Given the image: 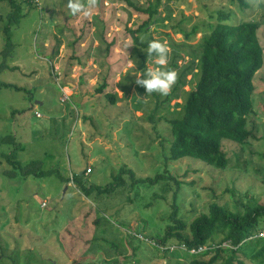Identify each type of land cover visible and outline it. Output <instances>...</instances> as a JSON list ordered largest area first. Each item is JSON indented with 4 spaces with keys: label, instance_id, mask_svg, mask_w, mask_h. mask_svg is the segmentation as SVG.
I'll return each instance as SVG.
<instances>
[{
    "label": "rangeland",
    "instance_id": "obj_1",
    "mask_svg": "<svg viewBox=\"0 0 264 264\" xmlns=\"http://www.w3.org/2000/svg\"><path fill=\"white\" fill-rule=\"evenodd\" d=\"M21 1L22 17L10 31L13 54L0 72V82L21 90H0V264H189L193 257L171 246L177 245L173 240L164 247L156 244L170 225L174 180L181 183L178 217L187 226L212 203L230 209L236 203L251 208L264 204V0H245L244 8L235 0H135L156 9L144 37L167 44L164 67L174 56L179 67L187 65L188 55L217 25L218 12L228 16L226 25H259L263 65L253 78L247 117L254 138L241 145L222 141L229 159L224 170L192 158L170 159L172 135L166 121L181 116L185 95L198 76L195 69L180 98L154 110V96L137 86L134 76L154 65L148 58L143 68L140 56L147 49L138 50L128 33L146 15L119 0H81L87 17L67 15V0ZM10 13L9 4L0 1V65ZM194 27L196 34L185 38ZM129 59L136 63L134 69ZM103 84L106 88L98 94ZM107 94L115 95L114 105ZM7 136L19 144L21 166L40 161L43 170L61 179L6 177L10 166L3 154L13 149L3 143ZM121 167L136 179H167L132 190L126 178L123 190L97 204L73 183L74 175L90 169L88 183L105 186ZM263 227L264 222L259 231ZM223 247L214 264L231 255ZM161 248L169 253L164 255ZM255 249H242L233 264H264V258H252Z\"/></svg>",
    "mask_w": 264,
    "mask_h": 264
},
{
    "label": "trees",
    "instance_id": "obj_2",
    "mask_svg": "<svg viewBox=\"0 0 264 264\" xmlns=\"http://www.w3.org/2000/svg\"><path fill=\"white\" fill-rule=\"evenodd\" d=\"M9 4L12 13L7 15V24L4 28L6 35L5 47L2 52L4 63L0 65V72L5 68V60L13 54L12 36L10 34L12 25H16L22 17L21 0H0ZM136 13L146 15V20L135 30L128 33L138 50L147 49L151 41L148 33L151 20L156 16V9L143 8L135 0H119ZM240 8L246 7L245 0H235ZM31 8V3L27 4ZM228 16L218 12V23L212 28L211 33L203 38L199 47L191 54L187 65L178 66L177 57L170 59L166 70H175L178 73L177 82L170 93L161 100L152 92L156 100L155 111L162 105L169 104L181 96L182 89L188 85V76L197 71L198 80L196 85L185 95L183 109L180 117L167 120L172 135L170 147V159L179 161L183 158H192L219 170L227 168L229 159L222 149V141L226 140L241 145L249 138H254L252 131L247 129V117L252 110L251 96L254 93L253 78L263 65V49L258 39L259 25L254 22H244L236 26L223 24ZM194 27L189 33H184L185 38L196 34ZM142 66L149 58L144 53L140 56ZM198 60L197 65L194 60ZM106 85L103 84L96 92L102 94ZM1 89H12L21 91L18 87L0 82ZM109 104L114 105L115 95L107 94ZM3 143L12 144L13 149L8 154H3L10 168L4 175L10 179L17 177H50L58 176L51 170H43L42 162L32 161L21 166L17 161V148L19 144L12 136L3 139ZM60 178V176H59ZM126 178L133 186H154L163 182L167 177L156 175L153 178L136 179L134 173L126 167H121L113 176L112 182L105 186L90 184L85 177V172L73 176V183L78 191L86 198L97 204L102 197H111L126 185ZM61 179V178H60ZM64 180V179H62ZM176 189L171 203L169 222L162 237L156 239V244L164 247L174 241L183 246L188 256L193 257L189 264H214L219 258L226 244L231 250V255L224 260L223 264L236 262V255L242 249L254 245L256 249L252 258H264V239H256L260 232L261 224L264 222V204H258L254 208L247 205H238L230 209L224 205L212 203L206 214L197 216L189 226L178 217V206L176 204L177 191L181 183L175 181ZM264 184V178H263ZM177 192V193H176ZM155 242V241H154ZM170 247V246H169ZM167 247L166 249H168ZM162 249V248H161ZM202 249V250H201ZM199 251L198 255H191L190 251ZM162 253L164 249L161 250ZM214 255L209 261L202 258ZM164 255L169 253L168 250ZM245 254V252H244ZM176 256L177 254H171ZM201 259H197L198 257ZM237 264H243L238 261Z\"/></svg>",
    "mask_w": 264,
    "mask_h": 264
},
{
    "label": "clouds",
    "instance_id": "obj_3",
    "mask_svg": "<svg viewBox=\"0 0 264 264\" xmlns=\"http://www.w3.org/2000/svg\"><path fill=\"white\" fill-rule=\"evenodd\" d=\"M65 7L69 16L81 14L87 17L90 15L81 0H67ZM146 54L151 58L154 67H145L142 71H135V84L144 88L147 94L156 92L161 96H167L176 84L178 77L175 70H166L164 67L168 63L169 48L166 43L151 40L148 42ZM135 65L136 63L129 59V67L134 69Z\"/></svg>",
    "mask_w": 264,
    "mask_h": 264
},
{
    "label": "built area",
    "instance_id": "obj_4",
    "mask_svg": "<svg viewBox=\"0 0 264 264\" xmlns=\"http://www.w3.org/2000/svg\"><path fill=\"white\" fill-rule=\"evenodd\" d=\"M35 116L37 117V118H39L40 117V115L38 114V113H36L35 114ZM91 172V170L90 169H86V172H85V175H88L89 173ZM141 237V236H140ZM142 238V237H141ZM140 238V239H141ZM255 238H258V239H264V233L263 232H260L259 234H257V236L255 237ZM174 247V246H173ZM177 248H179V249H183L184 247L183 246H181V247H178V246H176ZM185 249V248H184ZM202 250V249H201ZM201 250H199V251H194V250H192V251H190L189 253L191 254V255H194V254H197V253H199V252H201Z\"/></svg>",
    "mask_w": 264,
    "mask_h": 264
},
{
    "label": "crops",
    "instance_id": "obj_5",
    "mask_svg": "<svg viewBox=\"0 0 264 264\" xmlns=\"http://www.w3.org/2000/svg\"><path fill=\"white\" fill-rule=\"evenodd\" d=\"M69 183V182H68Z\"/></svg>",
    "mask_w": 264,
    "mask_h": 264
}]
</instances>
